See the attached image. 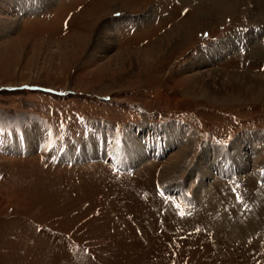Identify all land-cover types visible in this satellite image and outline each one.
Listing matches in <instances>:
<instances>
[{
    "label": "rangeland",
    "instance_id": "1",
    "mask_svg": "<svg viewBox=\"0 0 264 264\" xmlns=\"http://www.w3.org/2000/svg\"><path fill=\"white\" fill-rule=\"evenodd\" d=\"M206 3L0 0V264H264V87L228 80L264 79V35L225 47L259 31L241 4L173 45L170 31ZM211 47L220 57L194 66ZM165 122L192 139L167 185L180 147L166 146ZM31 131L36 145L13 147ZM133 132L152 155L122 170L106 143ZM92 139L98 151L81 159ZM205 149L211 170L189 176Z\"/></svg>",
    "mask_w": 264,
    "mask_h": 264
},
{
    "label": "bare ground",
    "instance_id": "2",
    "mask_svg": "<svg viewBox=\"0 0 264 264\" xmlns=\"http://www.w3.org/2000/svg\"><path fill=\"white\" fill-rule=\"evenodd\" d=\"M48 1H51V0H48ZM205 1L207 2L205 5L208 6V10L203 12L202 10H200L201 8L197 9V11L195 13L190 14L188 17H186L185 19L180 21L178 24H176L174 26L172 31H170L169 36H170V34L171 35L174 34V35L178 36L174 41H172L173 45L176 44V43H179L181 41L184 44L188 40V38L190 36L192 37V34H193V32L196 29L211 27L215 23H219V21L224 20L227 16L232 15L234 13H237L239 7H242L241 4L245 7V12L248 14V19H249L250 25L251 26L252 25H257V28H259V31L255 28L254 30H251L250 32L244 34L239 39H236L238 37H236L235 39H233V37L232 38H228L226 40L225 47H227V45L229 44V46L231 45V47L234 48V46L236 44V40H237V43L238 42L240 43V42H244L247 39L246 41H248V43H251V42L253 43L257 39H259L262 35H264V0H250L251 4H250V2L249 3L245 2L246 0L245 1L244 0H205ZM203 2H204V0H203ZM26 6H28V5H25V7ZM36 7L37 6L32 3L31 6L28 8V10L35 9ZM118 10H121L120 7L119 8H115V9L113 7V11H118ZM246 17H247V15H246ZM17 18L13 17L11 20H13V22H14V21H16ZM13 25H14V23H13ZM2 30H3V28H2ZM257 31H258V33H257ZM6 32H7V29L2 31L3 34L6 33ZM100 34H103L102 36L101 35L99 36V38L101 37L100 39H102V43H101L102 46L103 47H107V45H106L107 43L104 41V37H106L109 33L106 34L103 31H101ZM108 36L111 37L112 33H111V35H108ZM97 42H99V41H97ZM167 43H171V41L169 40V42H167ZM166 47H167V45H166ZM221 49L222 48L218 49V48H212L211 47V48H209L207 50V52L203 51V56H198V57H196L194 59V61H193L194 66L195 65L196 66L197 65L201 66L203 64L205 65V64L209 63L210 61H212L213 59H216V58L220 57V50ZM160 52H161V50H160ZM156 55L157 54L153 53L151 57L147 58V60H149V62H153L154 59H156ZM200 55H202V53ZM207 76H208V74L203 73L201 78L198 77L199 79H195V80L196 81L203 80V81H206L207 83H210L212 80L209 79ZM218 76H219V79L222 78L221 75H218ZM262 78L263 77L252 76L248 72H242L239 75H230L228 80H229L230 88H232L233 91H238V90H241L244 86H247L249 84L253 85L252 86L253 89H255L256 86L264 87V79H262ZM219 82H221V81H219ZM146 127H148V126H146ZM158 127H159V130L163 131L166 134L165 143H166L167 147L169 145H171L172 143L177 144L180 147L179 150L176 152L177 154L174 153L175 155H177L175 160L172 161L169 165L165 166L162 169V180L167 185V181H169V180L173 181V177L176 176V173H178V171H183L184 170L183 169L184 166H183L182 163L184 161V158L187 157V154L189 152H191V150L189 149V146L191 144L190 141L192 139H190L191 138L190 136H189V138L186 137L185 130H184V128H183L181 123H176V122L166 123L165 122V124L160 125ZM39 135H40L39 131H37V132L36 131L35 132L31 131L30 133H28V134H26L24 136L25 138L18 137L16 139H14L13 141H14L15 145L13 147H16V148L19 149L20 146H22V147L24 146V143H27L28 145L34 146L38 142L37 140L39 138ZM126 137L127 138H125V140H124V142H125L124 144L125 145L123 144V146H122V145H120V143L119 144L118 143L115 144L114 143L115 141L113 140L111 142V145L106 143V147L107 148L105 149V150H108L107 152L110 154L109 159L114 160L113 163L115 164V166L117 168H121V169L122 168H126V167H128V169H130L131 167H133V165H135L139 161H144L148 157V152H149V151H147V149L142 151L138 147H136L140 143L141 144V148H143L142 147L143 144L141 142V137L137 133L133 132V134L128 135ZM116 141H118V140L116 139ZM186 141L188 142V144H186ZM93 143H95L97 146L94 147ZM99 144L100 143L97 144L94 139L85 141L84 144H83L82 150L78 153L80 155L81 159L87 158L89 156L90 152H92V153L97 152L98 149H99V146H98ZM111 149L112 150L115 149L117 151L114 150V152L112 151L113 153H111V151H110ZM217 150H218V148H217ZM232 152H231V154H232ZM105 153L106 152H104L102 157L107 158V153H106V156H105ZM114 153H115V156L116 155H120L119 159L117 158V156L116 157L114 156ZM158 153L161 154V153H163V151H161V152L158 151ZM158 153H156V154H158ZM243 153H245V152H243ZM243 153L240 150L237 152L238 159H241L243 157L242 156ZM73 154H76V152L68 150V152L65 154V157H68V156L73 155ZM99 154H100V152H99ZM150 154L152 155V153H150ZM212 155L214 156V152L211 149L203 150V155L199 158L198 163H196L193 167L191 166L189 168V174L188 175L189 176H191V175L193 176L194 173L196 174L197 169L201 168L202 165L204 166V169H205V171H203V173L209 171L210 166L208 165V163H210V162L209 161L207 162L204 159L210 158V160H211L213 158ZM226 155H228V154H226ZM224 157H226V156H224ZM216 158L219 160L220 156H216ZM216 158H215V161L212 162V165L217 163L218 160ZM128 169H122V170H128ZM262 171H263V174H264V170L263 169H262ZM262 177H264V176H262ZM167 179H169V180H167ZM185 180L184 181L174 180L175 182L172 185L177 187V188L181 187V184L183 182H185ZM171 190H173V189H171ZM177 191H178V189H174V193L177 192ZM183 191H184V188H183ZM183 191H179V192H177L175 194H181V193H183Z\"/></svg>",
    "mask_w": 264,
    "mask_h": 264
}]
</instances>
